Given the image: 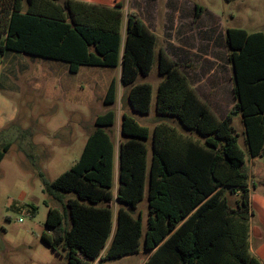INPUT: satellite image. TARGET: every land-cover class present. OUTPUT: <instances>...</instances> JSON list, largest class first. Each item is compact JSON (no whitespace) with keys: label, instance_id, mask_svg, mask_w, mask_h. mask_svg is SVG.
I'll return each mask as SVG.
<instances>
[{"label":"trees","instance_id":"obj_1","mask_svg":"<svg viewBox=\"0 0 264 264\" xmlns=\"http://www.w3.org/2000/svg\"><path fill=\"white\" fill-rule=\"evenodd\" d=\"M116 1L0 0V67L7 52L66 63L72 74L82 67L121 66L129 104L142 115L151 113L153 86L136 81L150 75L156 59L161 77L156 113L164 120L151 132L132 115L121 117L117 184L113 109L96 117L69 171L52 182L40 174L45 191L63 206V211L49 207L41 240L68 264L142 251L150 253L145 264H262L250 247L247 158H264V32L227 29L235 104L219 119L181 65L163 49L157 52L158 37ZM200 12L196 6V18ZM118 97L113 80L103 103L113 107ZM233 114L241 115L247 153L232 126ZM11 146L0 130V164ZM146 192L144 233L142 213L134 212ZM68 194L75 197L65 202Z\"/></svg>","mask_w":264,"mask_h":264},{"label":"rangeland","instance_id":"obj_2","mask_svg":"<svg viewBox=\"0 0 264 264\" xmlns=\"http://www.w3.org/2000/svg\"><path fill=\"white\" fill-rule=\"evenodd\" d=\"M98 1L107 5L117 2ZM120 3L123 4L125 13L146 5L161 12L168 5L179 4L195 8L196 13V6H199V15L203 12L213 19L212 22L222 21L219 26L224 31L228 28H240L249 33L264 32V0H120ZM50 62L7 52L0 67V114L6 119L11 117V121L1 130L5 131V142L12 144L0 164V264H38L32 260L52 252L41 240V235L47 231L45 222L49 207L63 211V206L45 191L40 174L43 173L52 182L75 165L83 153L88 135L94 130L97 116L110 109L116 111L115 127L110 133L118 143L121 141V117L124 113L132 115L151 132L164 120L156 113L157 90L161 82L157 59L150 75L140 76L136 81L153 86L152 110L149 115L132 110L127 99L129 86H123L116 105L109 107L99 98V90L93 84L89 86L82 76L70 72L59 76L56 88L59 93L56 99H46L44 93L35 90L34 83L29 81L39 66L47 72L51 71ZM60 64L67 65L62 62ZM49 79H53L52 74H49ZM71 100L77 103L74 110H71ZM88 100H91L90 106L84 104ZM215 100L205 101L209 105ZM232 119L240 147L247 153L241 115L233 114ZM148 147V158L151 160V139ZM118 164L116 149L115 174ZM247 165L252 209L251 249L254 256L264 264V158H258L254 165L247 158ZM115 182H118L116 176ZM72 197L75 194L65 195V202ZM229 198L234 206L235 197ZM116 209L117 204L114 205V210ZM148 212L146 192L144 200L134 212L135 216L142 213L144 233L148 229ZM142 256H137L139 263L143 261ZM119 260L123 259L116 261ZM55 264L68 263L62 259Z\"/></svg>","mask_w":264,"mask_h":264},{"label":"crops","instance_id":"obj_3","mask_svg":"<svg viewBox=\"0 0 264 264\" xmlns=\"http://www.w3.org/2000/svg\"><path fill=\"white\" fill-rule=\"evenodd\" d=\"M194 9L190 6L179 4L168 5L160 12L146 5L144 8L142 7L139 10L133 8L131 11L135 12L158 37L157 52L163 49L172 60L181 65L183 73L187 76L190 84L202 100L216 99L213 104L210 102L209 106L219 119H225L231 114L235 104L233 94L234 71L228 59L229 50L226 42V30L224 31L219 26L222 21L216 22L215 20L212 22L213 19L203 12L196 18ZM50 61L51 71L49 72L51 73L39 66L31 75L29 82H33L34 89L44 93L46 99L53 101L59 93L58 89H56L59 76L62 73L69 72V67L68 65L60 64V62ZM188 70L190 71L189 73L186 72ZM121 72V66L117 68L82 67L77 74L73 75L82 76L89 86L93 84L99 90V98L104 100L113 80L117 81L119 94L123 90V85L120 81ZM49 74L53 75L52 80L49 79ZM2 102L5 103L4 100ZM84 104L90 106L91 100H88ZM71 105H73L71 110H74L77 103L72 102ZM222 114L223 117L221 116ZM8 121H11V117L6 119L0 114V130L4 128ZM119 143L114 141L118 162ZM257 160L249 159L253 165ZM116 172L115 176L117 178L119 167ZM45 255V257L36 258L32 261L38 264H55L64 259L54 251ZM141 255H143V261L139 263L137 256ZM149 256L150 253L142 251L139 254L121 258L123 260L104 262L101 259H97L91 264H145Z\"/></svg>","mask_w":264,"mask_h":264},{"label":"water","instance_id":"obj_4","mask_svg":"<svg viewBox=\"0 0 264 264\" xmlns=\"http://www.w3.org/2000/svg\"><path fill=\"white\" fill-rule=\"evenodd\" d=\"M130 210V209H129Z\"/></svg>","mask_w":264,"mask_h":264}]
</instances>
